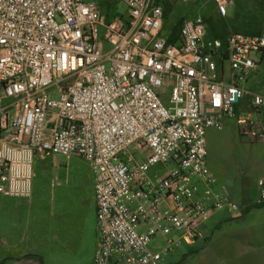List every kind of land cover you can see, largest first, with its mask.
<instances>
[{"label":"built area","instance_id":"1","mask_svg":"<svg viewBox=\"0 0 264 264\" xmlns=\"http://www.w3.org/2000/svg\"><path fill=\"white\" fill-rule=\"evenodd\" d=\"M115 1L125 17L106 21L92 0H0V196L29 198L34 156H79L92 173V264H158L211 213L239 211L212 188L205 133L228 119L240 139L264 141V98L237 109L264 33L222 44L196 15L168 44L156 0ZM211 2L224 18L230 0ZM153 166L165 172L149 177Z\"/></svg>","mask_w":264,"mask_h":264},{"label":"rangeland","instance_id":"2","mask_svg":"<svg viewBox=\"0 0 264 264\" xmlns=\"http://www.w3.org/2000/svg\"><path fill=\"white\" fill-rule=\"evenodd\" d=\"M163 6L168 5L169 11L162 22V33L167 35L169 29L180 18H191L196 15L206 16L213 14L211 0H156ZM262 0H230L226 8L225 29L221 35L230 32H259L264 33V13ZM116 12L125 17V7L116 4ZM213 16V15H212ZM207 28L209 25L206 23ZM261 62L260 69H264V56L252 57ZM227 70V63H224ZM252 143L240 139L232 120H222V129L219 131L207 130L205 133L204 163L213 179L212 188L223 191L235 204H240L239 191L250 175V158L247 152ZM165 170L160 166H153L148 176L156 173L162 175ZM197 187V197L202 196L204 188L195 179L190 180ZM32 185L38 195L42 197V207L52 228L68 226L71 228L69 248L73 247L75 257L71 264H92L95 250V232L92 242L85 239L77 230L78 222L90 221L89 205L92 207V174L89 164L76 155L67 157L47 155L41 158L34 156L32 161ZM253 196L256 194L252 191ZM1 199V198H0ZM93 211V210H92ZM92 216L93 213H92ZM4 217V216H3ZM19 217V213L16 215ZM94 219V218H93ZM227 219V218H225ZM95 223V222H94ZM64 238V237H63ZM174 239L173 235L167 236ZM178 246L161 256L158 264H196L198 260L192 258L189 250H193L197 243L182 236ZM164 246L163 238L156 236L148 244V248L159 252ZM188 251V252H187Z\"/></svg>","mask_w":264,"mask_h":264},{"label":"crops","instance_id":"3","mask_svg":"<svg viewBox=\"0 0 264 264\" xmlns=\"http://www.w3.org/2000/svg\"><path fill=\"white\" fill-rule=\"evenodd\" d=\"M263 56L264 53L259 59ZM258 63L261 64L256 61L255 68L239 85L246 95L240 99L238 111L247 110L248 95L264 98V69L261 71ZM259 120L264 132V111ZM247 153L250 175L239 191V211L213 212L199 226L193 240L197 244L189 250L191 257L198 260L196 264H264V204L259 207L253 204L260 192L258 182L264 177V141L252 143ZM252 191L256 193L254 196ZM37 192L31 179L28 199L0 196V264L73 263V247L70 249L68 245L71 228L67 225L52 228L41 205L42 196ZM89 210L90 221L78 222L77 230L92 242L94 199Z\"/></svg>","mask_w":264,"mask_h":264},{"label":"trees","instance_id":"4","mask_svg":"<svg viewBox=\"0 0 264 264\" xmlns=\"http://www.w3.org/2000/svg\"><path fill=\"white\" fill-rule=\"evenodd\" d=\"M92 1H94L96 3L98 10H99V13L105 18L106 21H109L115 15H119V17H123V15L116 12L115 7H116L117 2L115 0H92ZM168 7H169L168 5L163 6V8L161 7L162 12H163V20L166 19L167 13L169 11ZM201 17H202V20L205 24V38L206 39H217L222 44L225 42V40L229 34H233V33L258 34L259 33V32H235V31H233V32L228 33V35H226V36L225 35L222 36L221 35V32L223 30L222 27L225 29V26H223L224 25L223 22L225 21L224 18L219 17L214 11H213V14L209 13L208 15L201 16ZM184 19L180 18L169 29L167 35L165 36L168 44H174L179 26ZM206 23L209 25L208 28H207ZM259 206H256V207H259ZM189 253L191 254V251Z\"/></svg>","mask_w":264,"mask_h":264}]
</instances>
